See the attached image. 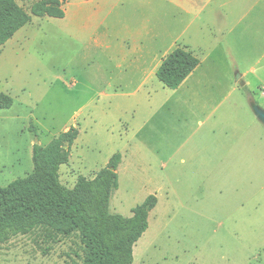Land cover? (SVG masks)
Returning <instances> with one entry per match:
<instances>
[{
	"label": "rangeland",
	"instance_id": "obj_1",
	"mask_svg": "<svg viewBox=\"0 0 264 264\" xmlns=\"http://www.w3.org/2000/svg\"><path fill=\"white\" fill-rule=\"evenodd\" d=\"M77 1L64 19L33 17L0 47V95L13 99L0 109V186L34 172L35 145L76 127L64 186L120 153L110 212L130 218L158 199L133 264H264V126L251 107L264 108V47H230L203 13L187 26L165 0H127L99 31L110 48L100 47L79 31ZM178 47L201 63L176 91L132 62ZM0 264H84V246L41 228L0 244Z\"/></svg>",
	"mask_w": 264,
	"mask_h": 264
},
{
	"label": "trees",
	"instance_id": "obj_2",
	"mask_svg": "<svg viewBox=\"0 0 264 264\" xmlns=\"http://www.w3.org/2000/svg\"><path fill=\"white\" fill-rule=\"evenodd\" d=\"M69 1L0 0V47L30 25L33 17L64 19ZM19 2L29 3V9ZM200 63L188 48L178 47L164 59L156 77L164 87L177 90ZM12 105L11 97L0 95L1 110ZM78 137L73 127L45 147L35 145L34 172L5 188L0 186V244L42 228L50 238L78 236L84 246V264H133L134 246L147 232L158 199L149 196L130 218L110 212L112 196L119 189L120 153L94 178L80 177L73 189L64 186L60 169L69 163Z\"/></svg>",
	"mask_w": 264,
	"mask_h": 264
},
{
	"label": "crops",
	"instance_id": "obj_3",
	"mask_svg": "<svg viewBox=\"0 0 264 264\" xmlns=\"http://www.w3.org/2000/svg\"><path fill=\"white\" fill-rule=\"evenodd\" d=\"M165 1L171 2L175 8L185 14L181 23H185L187 26H192L193 22L198 21L200 18L199 15L203 13L205 15L206 25L208 26L212 23L218 24L220 30L219 32L221 33L219 36L220 41L225 42L226 40L229 42L228 44L230 47H264V0H218V6L212 10L205 9L212 5L214 0ZM244 1L248 2L247 5H245ZM125 3H127V0L77 1V4L74 5L77 7L76 16L79 20L77 27L82 35L85 34L83 37L86 38L90 35V40H92L95 44L97 43V46L110 48L109 43L105 42V35H101L99 31L106 25L108 17L111 16L117 8L125 5ZM200 4L202 5L203 10H198ZM83 7H87L86 12L82 10ZM64 9L67 16L68 10L66 9V5ZM95 36H97L96 39ZM119 42H122V47L125 45L129 46V39H123V37H121ZM172 51L165 52L162 57L158 58L159 60L155 59L149 64H147L146 60L142 57L140 58L141 60L135 59L132 62L142 64L139 70L141 71L143 69L145 80H148L154 75L156 76V73L162 65L164 59ZM125 59L126 57L123 58V61ZM193 74L194 73H192L189 78ZM185 84L186 81L180 88H182ZM140 88L141 87L136 88V90L132 93H137Z\"/></svg>",
	"mask_w": 264,
	"mask_h": 264
},
{
	"label": "water",
	"instance_id": "obj_4",
	"mask_svg": "<svg viewBox=\"0 0 264 264\" xmlns=\"http://www.w3.org/2000/svg\"><path fill=\"white\" fill-rule=\"evenodd\" d=\"M251 107L257 120L264 126V108L259 106L253 99H251Z\"/></svg>",
	"mask_w": 264,
	"mask_h": 264
}]
</instances>
